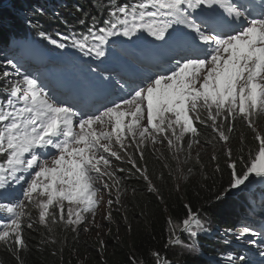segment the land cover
Here are the masks:
<instances>
[{
    "label": "snow or ice",
    "instance_id": "obj_1",
    "mask_svg": "<svg viewBox=\"0 0 264 264\" xmlns=\"http://www.w3.org/2000/svg\"><path fill=\"white\" fill-rule=\"evenodd\" d=\"M39 35L66 47L45 32ZM139 35L161 45L171 40L173 46L163 63L151 67L128 63L123 72L100 70L101 81L114 91L91 110L58 99L13 60L6 61L14 71L2 73L0 87L7 97L0 98V214H5L0 216V244L18 264H24L25 227H33L30 206L45 227L80 225L85 214L95 216L101 188L110 187L107 181L119 183L116 171L123 169L114 168L113 158H127L140 171L134 153L143 159L148 142L163 139L170 149L182 150L186 134L193 138L190 148L199 125L210 127L226 145V191L244 186L253 174L264 180V136L255 135L259 147L254 155L245 158L241 149L234 158L226 134L238 119L252 128L253 114L264 113V0H117L108 5L102 26L94 20L86 33L63 39L98 61L97 69H90L97 71L114 63L117 53L127 60L123 45ZM17 192L22 198H12ZM185 207L182 231L195 237L204 226L198 213ZM251 232L244 226L240 236ZM150 256L155 264H170L158 252Z\"/></svg>",
    "mask_w": 264,
    "mask_h": 264
},
{
    "label": "trees",
    "instance_id": "obj_2",
    "mask_svg": "<svg viewBox=\"0 0 264 264\" xmlns=\"http://www.w3.org/2000/svg\"><path fill=\"white\" fill-rule=\"evenodd\" d=\"M116 2L117 0H0V87H2V73L14 71L6 64L8 59L13 60L18 67L21 58L25 55L23 50L29 51L46 46V43H38L36 47L31 46L30 42L38 41V37H41L40 32H45L52 38L68 35L74 32L69 27L70 24H75L82 15L88 16L95 11L103 14L107 8L106 4ZM128 2L131 3L132 0ZM96 18L99 20L98 17ZM36 24L41 26L43 24L44 28L36 27ZM13 30L20 33L15 38L16 44L12 36H9ZM36 31L39 33L35 34ZM27 33L34 36L28 39L29 36H25ZM74 35L79 34L77 32ZM61 42L66 41L62 39ZM67 44L71 45V39ZM47 48L62 53L61 48L50 43ZM17 54L18 56L14 57ZM49 54L48 51L45 52V56ZM44 59L43 53L35 55L36 61ZM47 64L45 59L43 64L36 65V72L46 70ZM0 98L6 99V94L0 92ZM235 123L240 126L234 127V131L230 134L226 131V134L230 135L227 146L231 147L233 157L240 155L241 149L245 158L252 151L254 155L259 147V141L255 140L257 132L252 136L250 131H253V127L249 130L248 126L239 119ZM259 128L260 134L264 136V127ZM189 136L191 135L186 134L187 141ZM196 140L199 141L198 143H206V141L216 142L218 138L211 130L199 125V134L190 148L193 154L197 155L192 164L198 161L196 170L202 172L201 160L198 158L202 154L193 146L198 144ZM184 141L181 142L183 149L189 150V147L184 145ZM224 145L225 142L223 146L219 145V148H216L221 157L214 159V164L207 169L206 175H199L190 182L183 177L179 185L173 180L175 175L169 174L174 159L171 157L170 162L162 152L155 150L153 152L146 145L142 147L143 159H140L139 153H134L136 165L145 172V175L139 174L136 168L127 162V158L122 161H115L113 158L114 168L123 169L116 171V176L125 179L124 191L119 193L118 203L117 198L111 199L116 204L112 203L110 207V217L122 230V236L119 234L120 238L115 235L113 228L111 234L102 241L99 237H88L81 224L68 225L61 222L55 225L49 223L45 227L38 223V212L33 213V207L30 206L33 227L31 229L25 227L23 234L26 248L20 255L24 264H155L150 253L157 252L160 258L166 257L170 264H217L212 258L227 252L228 244L233 239H225L222 235L212 232L213 229L212 237L206 238L203 236L204 232H198L195 240L189 238L186 242L191 244L193 241L194 254L177 251L181 243L171 240L179 237L178 240L182 242L184 233L178 227H181V221L186 218L188 209L185 206H190L200 218L210 217L214 228L223 226L230 228L239 212H243L244 209L248 211L245 208L247 204L242 202L247 200L244 197H229L227 201L223 199L225 196L223 194L228 189L229 178L226 157L225 154H221L225 152L226 145ZM128 151L134 152V146ZM167 156L169 157V154ZM107 182L109 185L112 183L111 180ZM263 192L264 189L261 193ZM12 198H19V194H13ZM3 215L5 214H0ZM254 222H256L255 228H258L259 222ZM0 264H18L14 254L3 244H0Z\"/></svg>",
    "mask_w": 264,
    "mask_h": 264
},
{
    "label": "rangeland",
    "instance_id": "obj_3",
    "mask_svg": "<svg viewBox=\"0 0 264 264\" xmlns=\"http://www.w3.org/2000/svg\"><path fill=\"white\" fill-rule=\"evenodd\" d=\"M81 19V18H80ZM63 50L71 57L72 55H74V52L78 49L75 48H70V47H65L63 48ZM115 63H123V64H128L127 61L124 60H120L118 61V57L115 60ZM252 121H253V125H254V129L255 131H250V134H252V136H254V133L257 131V129L259 127H264V113H254L253 117H252ZM240 124L235 123L234 127L237 128L239 127ZM105 128L107 129V125H105ZM209 130H211V128H208ZM212 131V130H211ZM226 131V130H225ZM218 138V135H217ZM191 139V136H189L188 140ZM185 146H188V141L185 139ZM209 142V143H208ZM222 141L216 140V142H211V141H206V143H198V144H193L194 148L197 149L198 152H200L198 158H200L201 160V171H197L196 170V166L198 165V161H195L193 164L192 162L196 159L197 155L193 154V150L192 148H189V150H184L183 149V145L181 144V148L182 150H177V148H169L167 141L163 140V139H159L157 143L153 144L151 142H148L146 144V146L148 147L149 150H152L154 152L157 151L159 153H163L164 156H166L167 158L170 159L171 162V157L174 159V163L171 162V170L169 171V174H174L175 177L173 176V180L175 181V183H177V185H179L182 180L183 177H186L187 180L190 182L191 180H193L194 178L198 177L199 175L203 176L207 174V169L209 167H211L214 163V159H212V156L215 155L216 159L220 158L221 156L219 155V151L218 149L216 150V148H219L218 146L222 145L223 146ZM225 146V145H224ZM217 151V152H216ZM221 152V151H220ZM169 154V157L167 156ZM221 154H225V152H221ZM187 157V158H186ZM140 169V168H139ZM188 169V170H187ZM139 174L145 175V172L140 169V171H138ZM119 178V177H118ZM124 178V177H122ZM119 178V183L110 184V187L108 189H103L101 188V192L98 194L100 197V202L96 208V214L93 217L92 214L88 213L85 215L86 219L85 221H83L81 223V225L84 226L86 232V235L88 237H99L100 240H105L106 236L108 234H111V228H113V230L115 231V235L117 237L120 238V235L122 236V230L120 229V225H115L114 221L112 220V218L110 217L109 219H105V217H108L110 214V207H112L111 205L108 204V200L110 199H114L117 198V200H119V193L121 191H124L123 189V184H125V179ZM107 179V178H105ZM247 184V185H246ZM246 184L244 186H241L238 189H230L229 192L231 193H236L238 191H246L248 190L250 187L252 186H260V185H264V180H262L259 177H256L254 174L252 176V178L250 179V181L246 182ZM152 186V184H151ZM116 204V202L113 201V204ZM118 203V202H117ZM30 210V207H29ZM32 212L36 213L37 210L35 208H32ZM201 222L203 223V230H200L199 233H203L208 231L209 229H212V224L210 221V217L208 218H200ZM237 226H244L243 224H236L235 228L232 229L231 231L229 230H225L223 231V229H221L220 227L216 228L215 233L216 234H231V233H237L238 231ZM183 225H181V227H178V229L182 231ZM241 232V231H240ZM183 239L182 242H180L177 239L173 238L171 241H177L179 243H181V245L179 246L177 251H181V253L185 254V253H191L194 254V244L193 241L191 244L186 243L188 242V239L191 238L192 240H195V237H191L188 235L187 232H183ZM120 234V235H119ZM242 237V236H240ZM249 240H253L252 238H248L245 237L242 239L243 243L241 244H245L248 247H243L245 248H251L253 245L252 243H247ZM172 248V246H171ZM254 251H257L258 253H261L262 251H264V246L260 247L259 245H256ZM173 251V249H171ZM175 254V252H173ZM180 254V252H177ZM238 254L233 255V254H227V255H221L219 258V261L222 262V264H238Z\"/></svg>",
    "mask_w": 264,
    "mask_h": 264
},
{
    "label": "bare ground",
    "instance_id": "obj_4",
    "mask_svg": "<svg viewBox=\"0 0 264 264\" xmlns=\"http://www.w3.org/2000/svg\"><path fill=\"white\" fill-rule=\"evenodd\" d=\"M106 6H107V8L105 9V12L103 14H100L99 12L95 11L94 13L88 14V16L82 15L81 19H78V21L75 24H70L71 26H69L70 28H72L74 30V32H72V33L70 32L68 35L64 34L63 36H72V35L76 34L77 31H78L79 35L82 34V32L86 33L87 28L93 25V21L94 20L96 21V19H95L96 17H98L100 21H104L105 19H107V17H108V4H106ZM63 36H60V38L63 39L62 38ZM142 36L145 38L144 35H142ZM110 39H112V38H110ZM147 40L151 41V42L153 41L151 37H148ZM135 41L137 43H143V39L140 36ZM63 43H65L67 47L72 48L71 45L67 44L68 40L66 42H63ZM60 51H62V53L54 51L55 52L54 53V55H55L54 57H57V58L59 57V58H62L64 60H66L64 66H66V68L69 69V72H70V75H71L70 77H67L66 85L68 87L65 86V90L66 91H70L72 93H75L76 90H79V92L81 94V98L79 97L77 103L79 104L80 102H83V103L85 102L81 106V108H84V110H90L92 108V105H91L89 99L91 100L92 98L86 96L88 98L87 99V98L84 97L85 96L84 95V93H85L84 89H88L87 87L92 88L94 84L93 83L89 84V83L84 82L81 77H85L88 72L92 71V70H90V69H93L92 65H96L97 66L98 61H96L93 57L88 56L86 58V60H88L89 62L83 63V57H81L79 55H76V54H74V55H72L70 57L64 50L60 49ZM77 51H79V50H77ZM151 51L152 52H156V51H153V50H151ZM80 53H82V52H80ZM47 57H49V56H47ZM49 59L50 58L46 59V61L47 62L50 61ZM115 64H116L115 66L120 67L122 69H124V67H125V64H123V63H115ZM46 71H47V68H46V70H38L37 71V77L42 78L43 74ZM93 77H94V79H97V80L100 79L99 75L97 73L95 74L94 72H93ZM43 80L45 82H49L47 77L44 78ZM100 85L102 86V93L105 94L106 96H109L108 89L112 90V92L114 91L111 88V86L106 87L105 85H103L101 83H100ZM49 90L51 91V89H49ZM85 105L87 106L86 108H85ZM18 194H19V198H22V194H20V193H18ZM203 236H205L206 238L207 237H212L210 235V233H205V232L203 233ZM218 258H220V257L218 256ZM212 259H213V261L215 260V258H212ZM214 262L216 263V260ZM242 262H244V261H242Z\"/></svg>",
    "mask_w": 264,
    "mask_h": 264
}]
</instances>
